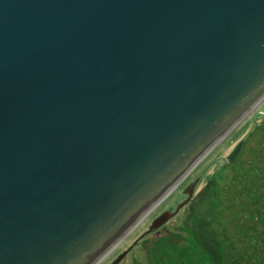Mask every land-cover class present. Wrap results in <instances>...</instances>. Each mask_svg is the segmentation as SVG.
I'll use <instances>...</instances> for the list:
<instances>
[{
    "label": "water",
    "instance_id": "water-1",
    "mask_svg": "<svg viewBox=\"0 0 264 264\" xmlns=\"http://www.w3.org/2000/svg\"><path fill=\"white\" fill-rule=\"evenodd\" d=\"M263 96L264 0H0V264H99Z\"/></svg>",
    "mask_w": 264,
    "mask_h": 264
},
{
    "label": "trees",
    "instance_id": "trees-1",
    "mask_svg": "<svg viewBox=\"0 0 264 264\" xmlns=\"http://www.w3.org/2000/svg\"><path fill=\"white\" fill-rule=\"evenodd\" d=\"M252 131L246 143L256 136L261 146L251 151L250 163L245 164L246 160L241 159L242 151L233 163L222 167L234 178L227 184L215 179L209 191L211 201L208 206H212V210L208 225L213 253L210 251L208 254L203 245L195 242V237L191 238L192 242L189 240V247H184L185 252L178 248L177 243L169 244L171 231L168 228L166 232L159 229L163 234L152 241L156 246L152 259L157 264H264V120ZM241 178L250 185L256 200L249 192L242 195L243 190L239 187ZM240 227H244L246 236L241 242L232 233ZM188 234L190 237L193 235L192 232ZM200 234L196 237L203 241L204 235ZM251 237L255 238L254 243L250 242Z\"/></svg>",
    "mask_w": 264,
    "mask_h": 264
},
{
    "label": "rangeland",
    "instance_id": "rangeland-1",
    "mask_svg": "<svg viewBox=\"0 0 264 264\" xmlns=\"http://www.w3.org/2000/svg\"><path fill=\"white\" fill-rule=\"evenodd\" d=\"M263 120L264 99L260 102L257 108L246 116V118L244 117L231 130V132H229L225 138H223L218 145H216L215 148L210 151L199 164L196 165V167L189 173L182 183L164 200H162L158 206L151 210V212L144 217V219L118 244V246L109 252L99 264H109L113 261L119 253L131 246L138 239V237L148 229L151 221L162 212L166 210L174 211L177 205L186 199V195L183 193L184 188L197 178L199 181L191 200L182 209H180L179 213L174 217V219H172V221H169L165 227L171 231V236L169 237L170 245L177 243L178 248L185 251L184 247H189L192 242L191 238L195 237V242L203 245L207 249L208 254L210 251L213 253V244L210 240L208 225V220L210 219L209 214L212 210V206H208V202L211 201V192L209 191L212 189L215 179H220L222 184H227L231 181L230 179L234 178V175L231 172L222 169V167L226 165L227 156L241 140H244V144L239 155L242 151H244L241 155V159L246 160L245 164L250 163L252 159L251 151L254 148H259L261 146V142H259V139L256 136V138L254 137L250 139L248 143H246L245 140L248 135L253 132V128L258 124H261ZM239 187L243 190L242 195L249 192L250 196L255 199L253 192L250 191L252 190L250 185L246 184L243 178H241ZM248 200L249 199L247 198V201ZM243 231L244 227H240L232 231V233L236 235L235 237L240 239L239 242L246 238ZM189 232L193 233L192 237L188 234ZM200 232L204 235L203 241L198 240L196 237V235H201ZM161 233L163 234V231L156 235H147L143 237L128 252L120 264H157L156 261L152 259L154 248L156 247L155 243L152 241L154 237L160 235ZM189 240L191 242H189ZM178 241H180V243ZM254 241L255 238L251 237L250 242L254 243ZM184 254L185 253H181V255Z\"/></svg>",
    "mask_w": 264,
    "mask_h": 264
},
{
    "label": "bare ground",
    "instance_id": "bare-ground-1",
    "mask_svg": "<svg viewBox=\"0 0 264 264\" xmlns=\"http://www.w3.org/2000/svg\"><path fill=\"white\" fill-rule=\"evenodd\" d=\"M263 99H264V96H263L262 98H260V99L257 101V103H256V104H255L250 110H249V112L247 113L246 116H248V115H249V114H250L255 108H257V106L260 104V102L263 101ZM258 108H259V107H258ZM246 116H245V118H246ZM218 143H219V142H218ZM218 143H217L216 145H218ZM216 145H215V146H216ZM215 146L213 147V149L215 148ZM213 149H212V150H213ZM212 150H211V151H212ZM188 175H189V174H188ZM188 175H187V176H188ZM181 183H182V181H181ZM181 183H179V184H178L173 190H175V189H176ZM166 197H167V196H166ZM166 197H164V199H165ZM161 202H162V201H161ZM161 202H160V203H161ZM160 203H159V204H160ZM159 204H158V205H159ZM158 205H157V206H158Z\"/></svg>",
    "mask_w": 264,
    "mask_h": 264
}]
</instances>
